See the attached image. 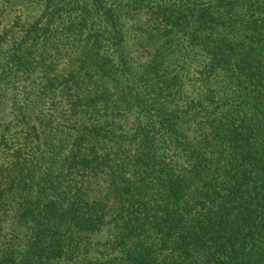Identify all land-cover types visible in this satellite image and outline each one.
<instances>
[{
	"label": "trees",
	"instance_id": "trees-1",
	"mask_svg": "<svg viewBox=\"0 0 264 264\" xmlns=\"http://www.w3.org/2000/svg\"><path fill=\"white\" fill-rule=\"evenodd\" d=\"M30 2L0 24V264H264V0Z\"/></svg>",
	"mask_w": 264,
	"mask_h": 264
},
{
	"label": "rangeland",
	"instance_id": "rangeland-1",
	"mask_svg": "<svg viewBox=\"0 0 264 264\" xmlns=\"http://www.w3.org/2000/svg\"><path fill=\"white\" fill-rule=\"evenodd\" d=\"M31 0H27L25 3H17L11 9H8L6 12L0 10V24L1 25H11L12 22L17 19L19 23L22 22L21 25H29L31 24L39 15L40 11L38 9V3H31ZM16 36L15 39H20L22 36L19 29L15 31ZM15 91H12L14 93ZM11 102V100H10ZM8 103L11 105V103Z\"/></svg>",
	"mask_w": 264,
	"mask_h": 264
}]
</instances>
